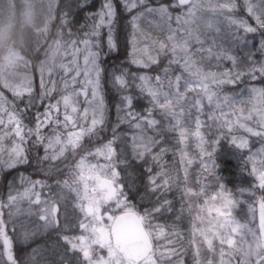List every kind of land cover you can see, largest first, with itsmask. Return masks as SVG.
<instances>
[{"label":"snow or ice","instance_id":"snow-or-ice-1","mask_svg":"<svg viewBox=\"0 0 264 264\" xmlns=\"http://www.w3.org/2000/svg\"><path fill=\"white\" fill-rule=\"evenodd\" d=\"M55 8L0 75V264H264V0Z\"/></svg>","mask_w":264,"mask_h":264},{"label":"rangeland","instance_id":"rangeland-1","mask_svg":"<svg viewBox=\"0 0 264 264\" xmlns=\"http://www.w3.org/2000/svg\"><path fill=\"white\" fill-rule=\"evenodd\" d=\"M16 0H0V47L3 46V55L0 60V73L6 75L9 79L15 80L22 77L32 68V63L17 54L12 46H8L5 42L8 38V30L13 27L15 20ZM21 4L23 29H31L33 32H42L41 26L46 24L49 17L51 6L54 0H18ZM48 1V2H47ZM46 3L47 6H46ZM43 9V10H42ZM48 26L45 25V27ZM48 31V29L46 30ZM45 31V34H46ZM258 211V210H257ZM246 209L241 210V215L245 214Z\"/></svg>","mask_w":264,"mask_h":264},{"label":"trees","instance_id":"trees-1","mask_svg":"<svg viewBox=\"0 0 264 264\" xmlns=\"http://www.w3.org/2000/svg\"><path fill=\"white\" fill-rule=\"evenodd\" d=\"M56 4L59 2V0H55ZM48 2V1H47ZM48 3H46L47 6ZM55 4V5H56ZM55 5L51 7V12L49 11V17L46 20V24L48 23V26L45 27V25L41 26L42 32H33L31 29H23L21 26L22 21V10H21V4L17 3L15 7V21L13 27L10 29V33L8 34L7 41L5 42L8 46H12L13 49L17 52L19 56L27 60L29 63H32V57L35 54L36 50L39 49L40 51H43L48 44V41L50 40L52 34L55 32L57 27V9L55 8ZM1 18V16H0ZM48 29V31H46ZM46 31V34H45ZM258 38V37H257ZM3 46L0 47V60L2 59L3 55ZM135 70V67H133V71ZM1 75V73H0ZM168 159L171 160L172 157L169 154ZM228 159L231 161V164L233 166V169H235L237 162L233 163L235 160L232 157H228ZM234 160V161H233ZM225 178L232 180L233 177L228 173H224ZM9 177L5 176L2 180H0V189H3L4 186L7 183V180Z\"/></svg>","mask_w":264,"mask_h":264}]
</instances>
